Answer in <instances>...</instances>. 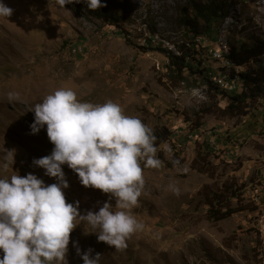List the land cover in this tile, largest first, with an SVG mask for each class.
I'll return each instance as SVG.
<instances>
[{
  "label": "rangeland",
  "instance_id": "obj_1",
  "mask_svg": "<svg viewBox=\"0 0 264 264\" xmlns=\"http://www.w3.org/2000/svg\"><path fill=\"white\" fill-rule=\"evenodd\" d=\"M122 1L120 21L111 25L83 2L61 6L57 0H3L13 13L0 17V178L31 173L45 185L56 183L33 164L54 147L46 126L37 134L30 129L31 110L46 95L66 87L81 101L111 100L153 134L166 128L173 137L157 149L160 167L143 169L145 186L130 209L143 229L117 250L80 224L70 234L67 264H83L77 248L99 253V264H264L258 252L261 213L250 211L264 185V101L251 102L243 115L233 116L229 98L210 90L202 76L185 72L181 77L167 69V52L180 55L174 46L207 52L210 42L218 49L221 40L231 50L254 37L264 39V0H214L224 5L226 17L202 38L181 23L183 9L213 0ZM151 34L155 41L146 44ZM195 56L216 86L235 75L212 54ZM238 86L230 92L220 89L236 94L244 90ZM208 144L214 151L210 156L204 155ZM13 149L14 161L5 168L3 154ZM203 163H208L207 173L199 170ZM62 168L69 184L66 202L78 201L82 215L105 202L115 207L110 194L82 186L77 174L67 165ZM229 190L241 193L249 211L213 220L207 202L215 194L228 198Z\"/></svg>",
  "mask_w": 264,
  "mask_h": 264
},
{
  "label": "clouds",
  "instance_id": "obj_2",
  "mask_svg": "<svg viewBox=\"0 0 264 264\" xmlns=\"http://www.w3.org/2000/svg\"><path fill=\"white\" fill-rule=\"evenodd\" d=\"M83 2L95 11L101 0H57L61 6ZM13 9L0 0V17ZM31 134L46 126L51 154L34 159L56 183L45 185L31 173L17 172L0 178V264H67L70 234L80 224L89 225L99 242L119 250L144 225L131 213L145 186L143 169L159 168L152 130L135 116L126 115L111 100L100 104L81 101L71 88L61 87L34 105ZM15 150H5L3 166L14 161ZM143 162V167L141 166ZM67 165L86 188L115 198V207L105 202L98 211L81 214L79 202H66L69 187L62 166ZM177 192L178 188L169 185ZM83 264H99L101 255L83 253Z\"/></svg>",
  "mask_w": 264,
  "mask_h": 264
},
{
  "label": "trees",
  "instance_id": "obj_3",
  "mask_svg": "<svg viewBox=\"0 0 264 264\" xmlns=\"http://www.w3.org/2000/svg\"><path fill=\"white\" fill-rule=\"evenodd\" d=\"M101 3L105 6L95 11L88 9L89 12L101 21L110 23L111 25H114L115 23L118 24L120 21L119 10L121 9L124 11L125 9L124 1L101 0ZM222 5L214 0L209 2V4L193 3L187 5V7L183 9L181 23L188 28L189 31H192L193 35L201 36V38L211 35L214 30L212 27L213 24L223 21L226 17L224 14L225 7ZM190 12H193L192 18H190ZM201 22L204 23L205 26H202L201 29H199ZM178 48L180 55H174L171 52L161 50V52H167L169 56L167 69L181 77L185 72H190L191 74L196 73L202 76V81L209 83L210 90L219 91L220 94L229 98L230 103L228 110L233 116L243 115L248 108L247 105L251 102H256L260 99L264 101V39L254 37L251 43L242 42L237 46L231 45L228 57L229 60L235 67L237 66L244 69V71L241 72L242 74H240V77H242L244 82V90L236 94L225 93L226 91L220 89L218 85H214L211 78L206 74L207 69L202 68V61L196 59L195 53H200L196 47H193L192 50L186 48L184 45L178 46ZM141 49L146 50L145 48ZM154 136V144L157 149L168 144L173 137L172 133L166 128L161 129V131L155 133ZM205 146L204 155L210 156L214 151L209 144ZM203 167L204 169L199 167V170L207 173L208 163L207 165L203 163ZM228 193H230L228 198H223L221 194L211 195V199L207 202L208 211L213 216V220L222 221L231 218L238 213L249 211L247 205H243L244 201L242 200L241 193L233 194L232 190H229ZM234 201H236V206L233 204ZM256 210L255 207L250 209L251 213L256 212Z\"/></svg>",
  "mask_w": 264,
  "mask_h": 264
},
{
  "label": "bare ground",
  "instance_id": "obj_4",
  "mask_svg": "<svg viewBox=\"0 0 264 264\" xmlns=\"http://www.w3.org/2000/svg\"><path fill=\"white\" fill-rule=\"evenodd\" d=\"M224 28H225V26H224ZM154 41H152V42H154ZM144 42L146 43L147 40ZM219 44H220V47L218 49L216 48L215 50L217 52H219L220 54H223V55H220L218 58H217V54H212V56L214 57L215 60L224 61L227 68H232L235 71V75L234 76L231 75L229 77V79H227V77L225 76L224 79H222L218 83V84H220L218 86L219 87L221 86L224 90L229 91V92L234 91L238 88V87H234V86H238V84H240V86H241L244 83L242 80V77H240V74H242L241 72H243L244 69L241 67H237V66L235 67L233 65V63L228 58L229 53H230L228 46L226 44H223V42L221 40H220ZM225 82H229L230 84H226ZM257 196H258V194L254 197L253 200H254L255 208L257 209V211H259L261 213V217H259V224H258V230H259L258 232H259L260 237H261V243H259L260 246H259L258 252H259L260 256L264 259V215L262 216V214L264 212V203H263L262 198H258ZM257 222H258V220H257Z\"/></svg>",
  "mask_w": 264,
  "mask_h": 264
},
{
  "label": "built area",
  "instance_id": "obj_5",
  "mask_svg": "<svg viewBox=\"0 0 264 264\" xmlns=\"http://www.w3.org/2000/svg\"><path fill=\"white\" fill-rule=\"evenodd\" d=\"M148 39H154V35L153 34H151V36L150 37H147L146 39H145V41L146 40H148ZM174 50H179V48L178 47H175L174 46ZM199 54H201V55H209V54H217V58L220 56V55H223V54H220L219 52H217L216 50H215V43H213V42H210V43H208V51L207 52H200ZM216 77V76H215ZM218 78H220V77H218ZM226 84H230L229 82H225ZM234 87H239V86H234ZM261 187H258V198H262V200H263V203H264V185L262 184V185H260Z\"/></svg>",
  "mask_w": 264,
  "mask_h": 264
}]
</instances>
